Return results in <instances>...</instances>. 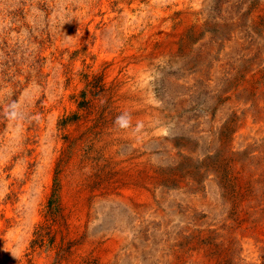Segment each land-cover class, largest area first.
<instances>
[{"label":"rangeland","instance_id":"rangeland-1","mask_svg":"<svg viewBox=\"0 0 264 264\" xmlns=\"http://www.w3.org/2000/svg\"><path fill=\"white\" fill-rule=\"evenodd\" d=\"M263 229L264 0H0V264H245Z\"/></svg>","mask_w":264,"mask_h":264},{"label":"bare ground","instance_id":"bare-ground-1","mask_svg":"<svg viewBox=\"0 0 264 264\" xmlns=\"http://www.w3.org/2000/svg\"><path fill=\"white\" fill-rule=\"evenodd\" d=\"M174 43V42H173ZM175 44V43H174ZM159 115V114H158ZM253 126V125H252ZM133 178V177H132ZM152 186V185H151ZM143 187V186H142ZM150 192V191H149ZM149 192H147L146 190H140V189H136V188H132L129 189L128 191L126 190L123 196V200L130 205H133L134 203H132L133 201L138 200V196L142 195L143 197H146L147 195H149ZM153 193V191H152ZM141 199V198H140ZM139 199V200H140ZM144 203V202H143ZM135 205V204H134ZM124 214V213H123ZM182 231V230H181ZM191 231V230H190ZM264 231V229H263ZM251 233V232H250ZM258 234V233H257ZM261 235V234H260ZM243 236V235H242ZM246 236V235H245ZM262 236V235H261ZM111 237V236H110ZM115 237V236H114ZM240 237V236H239ZM260 236L258 238L256 237H245L242 240V245H243V254L242 257L244 258V262L245 264H264V260L259 259V241L260 240ZM94 239V238H93ZM96 239V238H95ZM98 239V238H97ZM110 240V239H109ZM194 240V239H193ZM261 241V240H260ZM114 242V241H113ZM112 242V243H113ZM104 243V242H103ZM177 252V251H176ZM174 252L171 256H170V263L169 264H178L176 257H177V253ZM193 253L191 254V256H188V263L187 264H201L202 261H204L205 259V254H204V250L201 248H197L196 251H192ZM113 250H111L109 253L106 254L105 256V264H109V261L111 260V257L113 256ZM159 254V253H158ZM186 256V254L184 255V257ZM239 256V255H238ZM262 258V257H261ZM240 259V258H239ZM242 259V258H241ZM242 262V261H241ZM184 264V263H183Z\"/></svg>","mask_w":264,"mask_h":264},{"label":"clouds","instance_id":"clouds-1","mask_svg":"<svg viewBox=\"0 0 264 264\" xmlns=\"http://www.w3.org/2000/svg\"><path fill=\"white\" fill-rule=\"evenodd\" d=\"M129 119L130 118L127 116V114H122V115H120V116L117 117L116 123L123 125Z\"/></svg>","mask_w":264,"mask_h":264}]
</instances>
